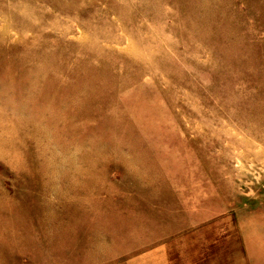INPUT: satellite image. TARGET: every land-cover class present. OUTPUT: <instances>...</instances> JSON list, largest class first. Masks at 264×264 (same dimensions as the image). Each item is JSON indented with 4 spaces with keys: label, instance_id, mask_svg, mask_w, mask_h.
<instances>
[{
    "label": "rangeland",
    "instance_id": "rangeland-1",
    "mask_svg": "<svg viewBox=\"0 0 264 264\" xmlns=\"http://www.w3.org/2000/svg\"><path fill=\"white\" fill-rule=\"evenodd\" d=\"M0 264H264V0H0Z\"/></svg>",
    "mask_w": 264,
    "mask_h": 264
}]
</instances>
